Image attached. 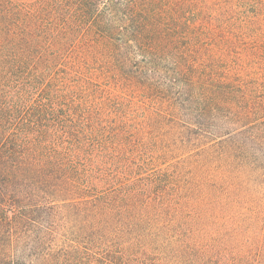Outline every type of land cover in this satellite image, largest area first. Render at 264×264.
<instances>
[{"label":"trees","instance_id":"trees-1","mask_svg":"<svg viewBox=\"0 0 264 264\" xmlns=\"http://www.w3.org/2000/svg\"><path fill=\"white\" fill-rule=\"evenodd\" d=\"M0 264H264V0H0Z\"/></svg>","mask_w":264,"mask_h":264}]
</instances>
